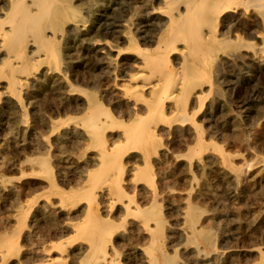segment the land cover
Returning a JSON list of instances; mask_svg holds the SVG:
<instances>
[{
	"label": "rangeland",
	"instance_id": "obj_1",
	"mask_svg": "<svg viewBox=\"0 0 264 264\" xmlns=\"http://www.w3.org/2000/svg\"><path fill=\"white\" fill-rule=\"evenodd\" d=\"M73 3L80 8L81 12L83 11L82 16L87 20V31L84 34L78 33L77 30L70 28V25H65L61 31L63 37L58 38V41L60 47L64 49L63 55L65 54L67 62V69L63 75L68 83L74 85L72 87L75 90L69 91L64 84L59 85L58 80L50 84L43 75L40 77V82L26 84L27 92L21 94L19 103L13 97L0 98V234L7 235L9 246H12L10 242L13 241L15 245L12 248L16 247L12 249L15 252L12 253L11 250L12 254H10L0 245L2 247L0 250H4L3 254H5L2 256L0 253V264H20V262L24 264L26 261L29 262L28 264L46 262V257L33 259L32 262L30 259L26 260L24 256L43 255V253H52V258L57 260H54L52 264H66V262L67 264H82L85 259L89 260L83 264H103L102 262L94 263L95 256H100L99 252H93L92 247L95 243L98 246L107 245L115 262L119 261L116 262L117 264L120 262L121 264H150L147 257L149 252H152L155 243H158L168 256L173 257L175 261L178 260L176 262L178 264H202L203 262V264H259L258 251L264 252V61L253 65L238 64L235 61L229 63V59L225 58L219 64V71L212 70V77L215 72L218 74L215 79L217 82L213 81V87H217L215 91L218 92L216 93L218 96H211L215 94L212 91L202 109L194 116L195 121L199 122H197L199 129L202 130L203 145H199L197 140H194L196 135L188 133L183 127L175 128L173 133L159 137L161 139L158 138L157 141L160 146L159 151L149 156V163L155 174L153 175L154 181L150 182L151 188L147 184L149 181L145 179L146 183L137 176V171L144 166V160L141 156H136V153L126 154L121 158L118 168L110 169L108 175L90 179L87 171L97 167L95 160L98 157V148H94L97 145L89 138L80 124H77L80 121L78 118L80 119L84 113L83 105L86 100L84 90H93L105 107L114 109L115 99L111 93L104 94L103 90L118 86L117 83L121 82L120 74L124 65L126 66L125 62L137 64L136 61L139 59L136 57L137 53L129 48L131 47L130 40L136 42L139 40L145 25L146 9L142 0H73ZM107 5L116 8L117 12L111 15V31L107 35L105 53L102 54L90 49L86 42L88 36L98 29L100 23H103L102 18ZM121 6H123V11L120 18V16L117 17V13L121 10ZM130 15L132 18L128 17ZM147 45L153 46L148 43L143 46ZM119 49L122 52L117 56L116 51ZM105 56H108V60H113V68L105 67L106 71L101 66V59H107ZM128 70L132 72L136 71V68H127V72ZM255 70L260 72V79L255 82V97L247 98L244 83L246 78L252 77ZM92 72L91 78L95 79L93 85L88 81ZM99 75L101 77H98ZM3 91H5L4 87H0V92ZM3 95L9 94L3 92ZM195 109L196 107L190 106L189 111L192 110L193 113ZM69 115L72 116L69 117ZM119 118L124 119L125 117L122 115ZM219 147L220 152L217 150ZM221 151L226 155L229 153L228 156L231 155L232 158H229L233 159L232 167L223 163ZM40 156L48 159L52 167V180L46 176L40 164L31 162L29 159L32 157L40 159ZM188 161L193 164L189 165ZM114 170L116 172H113ZM116 177H118V184L123 193L116 194L110 188V184L115 182L117 184ZM88 184L91 185L88 186ZM83 185L87 187L83 188ZM55 187L59 188L57 192ZM71 187H75L74 194L79 200L77 197L75 200L61 198L60 193L70 191ZM171 190L173 193H169ZM160 191L162 195L158 197ZM92 195L93 198H91ZM155 196L157 198H154ZM150 200L153 201L150 203ZM189 202L201 207L200 210H202L201 217L194 224L197 227H194L196 231L186 227L188 216L185 212ZM124 204H128L126 206L128 208ZM140 209L145 216H142ZM145 209L148 214L150 209L152 213L163 215L164 231L162 230L159 238L154 242L151 234L156 227L155 216L152 215L147 220L150 229L154 228L153 230H144L141 225L148 215L144 213ZM86 210L87 212L94 211V215L99 218V222L95 225L93 240L84 237L81 229V226L88 223ZM96 212L98 215L95 214ZM132 215H135V218ZM100 223H108L105 231L100 230ZM211 227L213 230H210ZM199 229L211 231V244L204 243ZM72 238H76L73 244ZM62 245H65L64 248ZM150 246L151 248L147 249ZM44 249L47 250L44 251ZM85 252L89 253L88 257L87 254L84 255ZM219 252L231 253L219 256ZM6 253L12 256L9 258ZM75 256L78 258L76 259ZM7 260L8 263H6ZM207 261L209 262L206 263Z\"/></svg>",
	"mask_w": 264,
	"mask_h": 264
},
{
	"label": "bare ground",
	"instance_id": "obj_2",
	"mask_svg": "<svg viewBox=\"0 0 264 264\" xmlns=\"http://www.w3.org/2000/svg\"><path fill=\"white\" fill-rule=\"evenodd\" d=\"M142 1L144 3L143 6H145V9H146L145 25L140 34L139 40L137 42L135 40H130L131 47H129L130 49H133V51L137 53L136 57L139 60L136 61L137 64H133L128 61L125 62L126 66L124 65V69L122 73L120 74L121 82L117 83L118 84L117 87H114L110 90L102 89L104 91V94L111 93V96L115 99L114 109L111 110L110 108L105 107L99 101L98 96L95 95L97 93H94L93 90L92 91L88 89L84 90L82 88L85 92L86 100L83 105L84 113L82 117H80V119L78 118V120L80 121L77 122V124L78 123L80 124V126L85 130V133L89 136V138L95 143V145H97V147L95 146L94 148H98V151H97L98 157L95 160L97 167L93 169H88L87 171L88 177L90 179H95L96 177H99V176L104 177L105 175H108L112 169L118 168L121 158H123L126 154L128 155L130 153H133V154L136 153L135 154L136 156L138 157L141 156V158L144 160V166L143 167L141 166L142 168L140 169L138 168L139 171H137L138 172L137 176L141 180L146 179L147 181H149V183H147L145 180V182L149 184L150 186L149 188H151L152 184L150 185V182L154 181L153 175L155 174L149 163L150 162L149 156L150 154L152 155V153H154L155 155V153L159 151L160 146H159V143H157L159 137L162 138L161 136L165 134L167 135V134L173 133L175 128L183 127L185 130H187L188 133H191L192 135H196V138H194V140L196 139L199 145H203L204 142H203V137L201 135L202 130L199 129L200 127L197 124L198 121L197 122L195 121L194 116H196V113H198L202 109V107L206 103L208 96L212 93V91L215 92V94H211V96L213 95L218 96V94H216L218 92L215 91L217 87H213L214 86L213 81H216L215 79L218 74L217 72H215V75L212 77L213 75L212 70L215 69V71H219L218 69L219 64H221V62L225 58L229 59V63H231L230 61H235L238 64L250 63L253 65V64H260L264 61V0H142ZM131 8L132 7H130V9ZM120 9L121 10L118 11L117 13L118 14L117 17L120 16L121 18V14H122L121 12L123 11V6H121ZM105 10L106 11L104 12L103 18H102L103 23H100L98 29L95 32H93V34H90L88 36L87 42H86L87 46L90 49L94 50L95 52H100L102 54L105 53V49L107 47V35L111 31V27H110V21H111L110 19H112L111 15L116 11V8H113L107 5ZM127 11H129V9ZM82 12L80 8L77 5H75V3H73V0H0V55H2L1 56L2 58H0V84H1L0 87H4L5 91L3 92H5V94H9V95L2 96L3 92H0V98L3 97L5 99V98L13 97L19 103L21 94L27 92L26 84L27 83L30 84L33 82L34 83L40 82L41 81L40 77H43V75L46 76V81L49 82L50 84L58 80V84L59 85L64 84L68 88L69 91L75 90L72 87L74 85H71L70 82L68 83V81L65 79L63 75L65 73V70L67 69V62H66L65 54L63 55L64 49L60 47L58 38L63 37V35L61 34V31L63 30L65 25H68V26L70 25L69 27L72 28L73 30L74 29L77 30L78 33L79 32L83 34L86 33L88 25H87V20L82 16ZM128 17H131V15ZM125 30L126 29H124V31ZM121 36L123 35L121 34ZM147 43L153 46H149V45H147L149 47L143 46ZM116 52L118 56L120 55L122 51L121 49H119ZM111 56L112 55H110V58ZM101 62H102L101 66H103L104 70L106 68H110V69L113 68V64H112L113 60L111 61L110 59L108 60L107 58L106 60L101 59ZM131 67H135L136 71L130 72L131 70L130 71L128 70L127 72V68L130 69ZM115 71H117V69ZM92 76H93V72L90 74V78L88 79V81H89V84L93 85V82L95 79L93 80L94 77L91 78ZM259 76H260V72L258 70H255L254 73L252 74V77L250 76L249 78H246L247 80L244 83V89H245V95L247 96V98L254 96V94L256 93L255 82L259 81L260 79ZM98 77H101V76L99 75ZM242 98H243V95H242ZM190 106L196 107L193 113H192V110L189 111ZM167 112L170 114H168ZM122 115L125 117L124 119L119 118ZM70 116L72 115H69V117ZM263 120H264V117H263ZM25 124H26V121H25ZM160 138L159 140H161ZM90 143H89V146H90ZM217 150H219L220 152V147L217 148ZM213 152H214V149H213ZM228 154L229 153H227L226 155L222 152L221 160H223L224 161L223 163H225L228 167L229 166L232 167L233 159L231 160L232 157L231 155L228 156ZM180 155H183V154H180ZM36 158L32 157L29 159L31 160V162L40 164L44 168V172L46 176L52 180L53 179V173L51 170L52 167H50L48 159L46 157L44 158L41 157L40 159H36ZM187 163L190 165L191 162L189 163L188 161ZM85 165H88V164H85ZM120 169H122V167H120ZM113 172H116V171L114 170ZM109 177L111 179V176ZM117 178L118 177H116L115 179L117 180V184H118L119 181ZM78 180H80V178ZM115 183L110 184L111 190L115 192L116 194H119L120 192L123 193L119 184L117 185ZM146 183L145 185H147ZM100 184L102 185V183ZM89 185L91 184H88V186ZM82 187L85 188L87 186L84 187L83 185ZM55 189L57 192L59 188L55 187ZM75 190H76L75 187L74 188L71 187L70 191L61 192L60 193L61 198L65 200H75V198L77 197L76 194H74ZM95 190H97V188ZM172 190L169 191V193L172 192ZM161 191H160V194H158V197L159 195H162ZM93 195L91 196V198H93ZM156 196L154 198H157ZM161 198L163 197L161 196ZM147 201H149V199ZM152 201L153 200H150V203ZM130 203L131 202L129 201V206H130ZM124 205L126 207L128 204L127 205L124 204ZM91 206H93V204ZM200 208L201 207L199 206L197 207L196 205L189 202L187 206V211L185 212L187 213V216H188V220H187L188 225L186 226L187 228H192L194 230L195 228H197L195 227L194 224L195 222H198L197 220H199V218L202 215L201 213L202 210H200ZM129 209L131 210V208ZM150 209H149V214H148V211L147 213L145 212L146 209L143 210L144 213L148 215H146V218L142 221L141 225L144 228V230L146 229L148 231L151 227H149L150 225L147 220L151 218L152 215L155 216L156 227L155 229L154 228L150 229V230L154 229L151 234V238L154 242L159 238L160 234L162 233V230L164 228L163 227L164 221L162 217L163 215L161 216L155 212L152 213L150 212L151 211ZM26 211L28 212V210ZM139 211L141 212V209ZM81 212H84V211H81ZM86 214H87L86 218L88 220L87 221L88 223L86 222L87 225L81 226L82 233L84 237L91 238L93 240V238H95V225L97 222H99V218H97L94 215V211L92 212L89 211ZM95 214H97V212ZM26 215L28 214L26 213ZM78 216L80 215L78 214ZM142 216H145V215L142 214ZM185 221L186 220H184V223H186ZM81 223L83 222L81 221ZM107 225L108 223H105V224L100 223L99 225V227L101 228L100 230L105 231V228ZM112 226L114 227V223ZM208 226H209V223H208ZM65 228L68 229V227H65ZM70 229L71 228H69V230ZM210 230H213L212 227ZM210 230L209 229H201V230L199 229V233L201 234L204 243L211 244L212 242V234ZM184 232L186 231L184 230ZM194 233H197V232H194ZM6 236L3 234L2 235L0 234V245L3 246L6 252L9 251V253L12 254L14 251L12 249H16V247L12 248L15 245V244L13 245L12 240H11L12 242H10L12 246H9L10 244L8 245ZM163 236L165 235L163 234ZM134 238L136 237L134 236ZM74 239L73 238L72 240L70 239L72 241V244L74 242L73 241ZM92 244L91 245L89 244V246H93ZM64 246L62 245L63 248ZM1 248L2 247H0V249ZM92 248L94 250L93 252L100 253V256L98 255L95 256L96 259H94L95 261L94 263L102 262L103 264H117L119 262L118 260H117L118 262L116 261L117 263L115 262V259L111 256V253L109 252L107 245L104 244L102 246H98V244L95 243V245ZM149 248H151V246L148 247L147 249ZM66 249L68 252V248ZM200 249L198 251H200ZM11 250H12V253H11ZM46 250L47 249H44V251ZM144 250H146L145 247H144ZM3 251L4 250H0V253L2 254V256L5 255L3 254ZM63 251H66V250H63ZM86 252L84 253V255L87 254ZM90 253L92 254V250ZM149 253L150 254L147 257V261L150 262V264L151 263L152 264H178L176 263L178 262V260L175 261L173 257L168 256L166 254L167 252H165L161 248V246H159L158 243L154 244L152 252H149ZM229 253L231 252H228V253L219 252L218 254L219 256H223V255H228ZM258 253H259L258 262L259 264H262L264 263V252L262 250H259ZM88 254H87V257H88ZM51 255L52 253L51 254L43 253V255L28 254L24 256L26 260L30 259L32 260V262H33V259L36 260V258L40 259V258L46 257V262L33 263V264H52L54 260L56 259L52 258ZM8 256L10 258V256L12 255L8 254ZM197 256H198V252H197ZM239 256L241 257V255ZM5 258L3 259V261L5 260ZM75 258L77 259L78 257L75 256ZM190 258L193 259V257H190ZM21 260L23 261V259ZM88 260L89 259L87 260L85 259L84 262ZM66 261L67 260H65V262ZM208 262L209 261H207L206 263ZM6 263H8V260ZM26 263L28 264L29 262L26 261Z\"/></svg>",
	"mask_w": 264,
	"mask_h": 264
}]
</instances>
